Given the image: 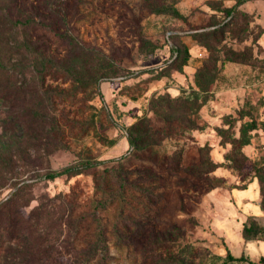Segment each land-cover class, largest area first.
<instances>
[{
	"label": "rangeland",
	"instance_id": "obj_1",
	"mask_svg": "<svg viewBox=\"0 0 264 264\" xmlns=\"http://www.w3.org/2000/svg\"><path fill=\"white\" fill-rule=\"evenodd\" d=\"M0 264H264V0H0Z\"/></svg>",
	"mask_w": 264,
	"mask_h": 264
},
{
	"label": "trees",
	"instance_id": "obj_2",
	"mask_svg": "<svg viewBox=\"0 0 264 264\" xmlns=\"http://www.w3.org/2000/svg\"><path fill=\"white\" fill-rule=\"evenodd\" d=\"M69 168H67V170H68ZM251 228L252 227H250V226H244L243 227V232H244V234L245 235H248V234H250L251 233ZM229 257H231V259H235V260H242L243 259V257H236V258H233L232 256H229Z\"/></svg>",
	"mask_w": 264,
	"mask_h": 264
}]
</instances>
